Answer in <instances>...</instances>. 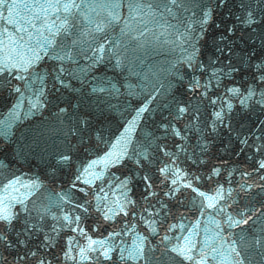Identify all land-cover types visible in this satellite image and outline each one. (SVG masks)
<instances>
[{
    "label": "water",
    "instance_id": "95a60500",
    "mask_svg": "<svg viewBox=\"0 0 264 264\" xmlns=\"http://www.w3.org/2000/svg\"><path fill=\"white\" fill-rule=\"evenodd\" d=\"M13 2L0 264H264V0ZM24 55L61 82L6 61Z\"/></svg>",
    "mask_w": 264,
    "mask_h": 264
},
{
    "label": "snow or ice",
    "instance_id": "6c2138e0",
    "mask_svg": "<svg viewBox=\"0 0 264 264\" xmlns=\"http://www.w3.org/2000/svg\"><path fill=\"white\" fill-rule=\"evenodd\" d=\"M169 2H170V4L173 7H175V6H177L180 3V0H169ZM221 2H223V0H221ZM16 7H18V5H16L14 2L11 5V7H9L8 0H0V9H4V10L8 11L9 15L12 14V9L13 8H16ZM70 7H75V5L74 4L73 5H64V8H65L66 11L69 10ZM170 10L171 9H169V11ZM0 15H2V13H0ZM206 16H207V14L205 13V17ZM8 22L9 23H13L12 20H9ZM229 31H231V29H229ZM64 58L65 57H61V56H58L57 57V59H64ZM11 67L12 68H17L18 70H20L22 68L23 71H27L28 68L31 67V61L26 62V66H24V65L18 66V65L13 64ZM8 70H9V67H8L7 64H3V66H0V73H3V72L8 71ZM261 71H264V68H262ZM220 74L223 75L222 72ZM213 75H216V73H214ZM17 78H21L22 79L23 77L22 76H18ZM261 79H264V77H261ZM16 91L19 92L20 89L17 88ZM227 93L228 94L235 95V94L239 93V89L238 88H228L227 89ZM251 95H252V91L249 90V96H251ZM241 102L243 103V101H241ZM212 103H215V101H213ZM229 107H230V105H229ZM61 111H64V109H61ZM143 111H145V109H140V112H143ZM186 111H187V109L185 107H183V106H180L177 109V112L178 113H181V114L184 113V112H186ZM215 118L217 120H220L222 118V113L221 112H216L215 113ZM176 135H179V132H176ZM64 159H67V157H64ZM259 166H260V168H264V162H261ZM166 170H167V166L165 168L161 169L160 171L163 173ZM147 179H148V177H145V180H147ZM172 183L175 184L176 183V180H173ZM187 186L188 187H191L190 184L187 185ZM200 195L203 196L204 194L203 193H200ZM208 199L211 200L212 198L209 197ZM208 207H214V204L209 203L208 204ZM13 219H14V216L8 211L7 206H5L3 210H0V221H3V222H6V223H9L10 224ZM65 219L67 220L69 218L68 217H65ZM75 219L78 221L79 220V217H76ZM229 220H231V217H229ZM234 223H236V224H239V223H247V220L234 221ZM165 239H167V237H165ZM0 240H6V237L0 236ZM96 243H99V242L92 241L90 243V245H89V248L91 249V245L92 244H96ZM91 250H94V249H91ZM172 251L173 252H177L178 254L184 256L185 259H188V260H192L193 259V257L191 255H186V252L187 251H190V249H186L185 247L173 248ZM32 255H35V253H33ZM65 255L67 256V253ZM103 255H104V258L105 259H110L111 258L108 255V250L107 249H105ZM138 255H139V257L141 259L143 258V252H142V250L138 253ZM39 264H48V262L42 259V260H40Z\"/></svg>",
    "mask_w": 264,
    "mask_h": 264
}]
</instances>
